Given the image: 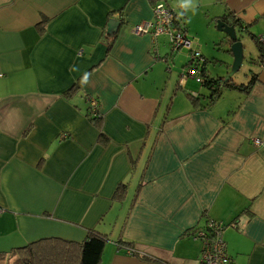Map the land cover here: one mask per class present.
I'll return each instance as SVG.
<instances>
[{
	"label": "crops",
	"instance_id": "0c3cea01",
	"mask_svg": "<svg viewBox=\"0 0 264 264\" xmlns=\"http://www.w3.org/2000/svg\"><path fill=\"white\" fill-rule=\"evenodd\" d=\"M153 4L0 0V252L94 231L106 238L99 264H198L193 234L214 220L234 264H264V64L252 46L232 75H254L250 90L208 104L189 52L133 31ZM215 5L251 45L264 33V0Z\"/></svg>",
	"mask_w": 264,
	"mask_h": 264
},
{
	"label": "trees",
	"instance_id": "16d2710c",
	"mask_svg": "<svg viewBox=\"0 0 264 264\" xmlns=\"http://www.w3.org/2000/svg\"><path fill=\"white\" fill-rule=\"evenodd\" d=\"M150 1L155 4L157 1L161 0ZM163 1L166 3L165 0ZM172 9L177 12V18H180L184 27L183 29L187 33V28L183 20L185 16L184 10H180V14L176 9ZM214 20L215 23L217 20L224 21L227 24L233 25L235 29L237 27L240 31H243L244 29L241 21L238 18H235L233 13H227L215 17ZM120 22L123 21L121 20ZM107 30L105 31L103 42L110 47L112 39L116 37L117 32L113 31L114 33H108ZM249 36L258 52V56L254 62L264 64V43L258 40L257 35L249 34ZM226 42L228 45L231 43L228 39H226ZM175 53L176 52L170 53V55L173 56ZM189 62L190 59H188V63ZM204 65L205 63L203 62L201 65L202 69L200 71V76L202 77V86L209 90L208 104L215 101L223 89L233 88L247 92L250 90L255 81L254 75H252L246 83L236 84L233 82L232 76L226 79L227 72L224 75L210 77L204 70ZM74 87L75 86L71 89ZM188 96L190 97L192 105L196 106V103L198 102L197 98L191 95ZM117 191V195L123 196L125 192V185H120ZM105 240V236L97 234L94 231H89L83 242L54 236L44 237L39 240L32 241L25 246L13 248L9 252H0V264H99Z\"/></svg>",
	"mask_w": 264,
	"mask_h": 264
},
{
	"label": "built area",
	"instance_id": "2783aa9c",
	"mask_svg": "<svg viewBox=\"0 0 264 264\" xmlns=\"http://www.w3.org/2000/svg\"><path fill=\"white\" fill-rule=\"evenodd\" d=\"M153 20L141 22L133 26L136 34L151 33L153 37L166 35L172 52L187 49L190 62L188 63L187 74L196 77L201 81L199 68L205 61L199 50L194 46V42L183 29L180 18L175 10L169 7L164 1H157L152 6ZM258 40L264 43V33L258 35ZM198 75V76H196ZM90 107L95 110L96 103L90 100ZM96 114V113H95ZM255 145L259 146L262 142L253 139ZM225 224L219 221L207 220L202 227L198 228L193 237L201 241V253L198 264H234L227 254L226 242L222 232ZM126 252L131 254L133 249L126 248Z\"/></svg>",
	"mask_w": 264,
	"mask_h": 264
},
{
	"label": "rangeland",
	"instance_id": "374dc122",
	"mask_svg": "<svg viewBox=\"0 0 264 264\" xmlns=\"http://www.w3.org/2000/svg\"><path fill=\"white\" fill-rule=\"evenodd\" d=\"M177 1H181L182 3L180 4ZM216 2L217 0H171L170 3L171 7L176 9L178 13H180V10H184L185 16L183 20L187 28V35L199 44L195 47L207 59L209 73L212 76L226 74L231 69L233 61L232 56L227 52L229 45L225 42V34L216 28V23L212 16L222 12L219 10L220 5H215ZM214 6H219V8ZM236 30L239 33L240 40L243 41L245 49L244 55L246 57L244 62H242L241 69L235 72L236 76H240L241 72L246 71L245 67L250 65L248 62L250 60L248 53L253 50L251 47L254 45H251V41L246 36L248 33L240 31L237 27ZM185 52L188 53V50L185 49ZM250 58H256V55H252ZM238 76L237 79H239ZM202 90L204 94L208 91L204 88ZM259 141L262 142L260 139Z\"/></svg>",
	"mask_w": 264,
	"mask_h": 264
},
{
	"label": "water",
	"instance_id": "95a60500",
	"mask_svg": "<svg viewBox=\"0 0 264 264\" xmlns=\"http://www.w3.org/2000/svg\"><path fill=\"white\" fill-rule=\"evenodd\" d=\"M118 24H112L108 29V32L111 33L114 31ZM216 28L225 34L226 39H228L231 43L229 44V52H227L232 56V64L231 69L227 72L226 79L231 77L235 72H237L243 61V50L244 44L240 40V36H238V31L234 28L233 25L227 24L224 21L217 20Z\"/></svg>",
	"mask_w": 264,
	"mask_h": 264
}]
</instances>
